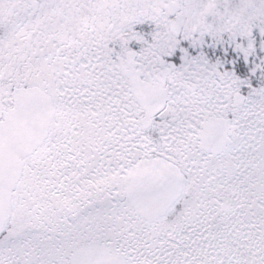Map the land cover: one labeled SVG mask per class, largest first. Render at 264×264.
<instances>
[{
    "label": "snow or ice",
    "instance_id": "snow-or-ice-1",
    "mask_svg": "<svg viewBox=\"0 0 264 264\" xmlns=\"http://www.w3.org/2000/svg\"><path fill=\"white\" fill-rule=\"evenodd\" d=\"M0 264H264V0H0Z\"/></svg>",
    "mask_w": 264,
    "mask_h": 264
}]
</instances>
